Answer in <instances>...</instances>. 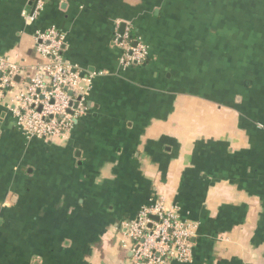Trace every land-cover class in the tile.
I'll use <instances>...</instances> for the list:
<instances>
[{
  "label": "crops",
  "instance_id": "obj_1",
  "mask_svg": "<svg viewBox=\"0 0 264 264\" xmlns=\"http://www.w3.org/2000/svg\"><path fill=\"white\" fill-rule=\"evenodd\" d=\"M34 7L0 0V57L38 65L54 28L91 88L65 141L0 107V264H130L124 224L156 200L196 226L186 264H264V0ZM127 30L148 58L123 68Z\"/></svg>",
  "mask_w": 264,
  "mask_h": 264
},
{
  "label": "built area",
  "instance_id": "obj_2",
  "mask_svg": "<svg viewBox=\"0 0 264 264\" xmlns=\"http://www.w3.org/2000/svg\"><path fill=\"white\" fill-rule=\"evenodd\" d=\"M33 1L31 20L51 0ZM64 40L54 28L36 32L35 53L42 62L35 66L0 57V107L10 113L17 129L29 139L65 141L74 122L86 113L91 78L63 59ZM113 43L122 50L123 68L142 65L148 58L147 47L139 41L133 46L128 30L115 34ZM124 229L130 264H186L192 259L191 239L196 226L183 221L175 209H166L161 200L142 207Z\"/></svg>",
  "mask_w": 264,
  "mask_h": 264
},
{
  "label": "water",
  "instance_id": "obj_3",
  "mask_svg": "<svg viewBox=\"0 0 264 264\" xmlns=\"http://www.w3.org/2000/svg\"><path fill=\"white\" fill-rule=\"evenodd\" d=\"M133 46H135V43L133 42V44H132Z\"/></svg>",
  "mask_w": 264,
  "mask_h": 264
}]
</instances>
